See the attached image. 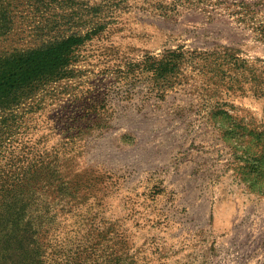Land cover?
I'll use <instances>...</instances> for the list:
<instances>
[{
    "label": "rangeland",
    "instance_id": "rangeland-1",
    "mask_svg": "<svg viewBox=\"0 0 264 264\" xmlns=\"http://www.w3.org/2000/svg\"><path fill=\"white\" fill-rule=\"evenodd\" d=\"M73 35L68 73L0 124L36 261L264 264V189L225 139L264 131V0H20L3 49Z\"/></svg>",
    "mask_w": 264,
    "mask_h": 264
},
{
    "label": "trees",
    "instance_id": "trees-1",
    "mask_svg": "<svg viewBox=\"0 0 264 264\" xmlns=\"http://www.w3.org/2000/svg\"><path fill=\"white\" fill-rule=\"evenodd\" d=\"M17 1L20 0H0V124L5 126L8 118L4 115L14 110V99L20 98L19 94L21 97L31 94L39 85L68 73L72 50L80 47L84 39L73 35L29 50H4V44L12 38ZM173 55L181 56L177 52ZM173 62L171 57L160 61L157 70L160 77L173 69ZM234 126V134H225V139L234 148V156H239L238 173L242 180L258 192L264 189V131L247 134L246 127L236 123ZM10 177L0 173V264H43L31 255L34 228L23 213L25 208L17 207L14 217L13 190L6 184ZM14 254L18 255L15 260Z\"/></svg>",
    "mask_w": 264,
    "mask_h": 264
}]
</instances>
